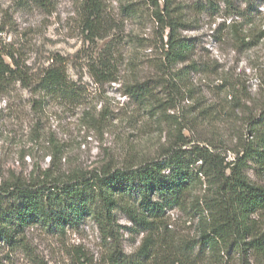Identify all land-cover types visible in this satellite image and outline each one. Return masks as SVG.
Returning <instances> with one entry per match:
<instances>
[{
  "label": "rangeland",
  "instance_id": "obj_1",
  "mask_svg": "<svg viewBox=\"0 0 264 264\" xmlns=\"http://www.w3.org/2000/svg\"><path fill=\"white\" fill-rule=\"evenodd\" d=\"M84 1L46 0L41 5L0 0V44L14 52L33 80L57 60L75 87L72 97L46 98L33 105L38 94L20 81L0 85V182L41 178L45 171L64 179L105 166L135 165L161 157L179 133L191 144L209 141L226 160L233 159L246 116L264 106V2L250 8L242 4L243 17L224 18L222 12L193 8L195 0H178L191 21L182 35L194 49L190 60L176 69L194 63L196 70L187 69L189 92L174 97V108L164 111L172 72L156 68L159 30L148 11L128 15L122 8L129 0H100L99 16L89 27ZM233 21L242 30L238 36L229 29ZM104 48L115 82L93 76ZM143 81L161 102L126 92L128 85ZM56 147L60 154L53 159ZM246 173L264 185V172L251 167ZM210 190L203 183L196 193L201 197ZM114 215L117 225L132 226L120 210ZM167 215L177 235L197 239L200 221L192 209H173ZM263 217L255 219L262 223ZM121 231L123 249L131 254L143 233ZM23 244L11 250L0 243V264H72L79 253L96 260L104 251L89 217L65 232L31 226ZM200 264H264V259L229 250L219 256L206 254Z\"/></svg>",
  "mask_w": 264,
  "mask_h": 264
},
{
  "label": "trees",
  "instance_id": "obj_2",
  "mask_svg": "<svg viewBox=\"0 0 264 264\" xmlns=\"http://www.w3.org/2000/svg\"><path fill=\"white\" fill-rule=\"evenodd\" d=\"M44 5L46 0H33ZM264 0H195L193 8L224 18L243 17L242 4L252 7ZM100 0H85L83 11L89 27L99 16ZM147 10L158 27L160 57L156 68L172 72L167 109L174 108V97L189 92L185 65L194 44L182 35L191 21L178 0H129L122 8L128 15L138 16ZM230 31L238 36L237 21ZM1 32V28H0ZM103 61L93 70L98 81H117L115 69L106 49ZM8 58V61L5 59ZM196 70V69H195ZM264 87V71L261 74ZM20 81L38 98L33 105L51 97H72L74 83L66 75L63 64L53 60L33 80L7 46L0 44V85ZM128 94L155 102L147 81L128 85ZM236 95L234 99L236 100ZM161 102V101H160ZM157 111L161 113V108ZM163 112V111H162ZM240 146L235 157L226 160L216 152L217 146L193 143L179 133L159 158L120 168L103 167L100 171L73 173L64 179L45 171L41 178L27 181L7 179L0 182V243L16 250L23 246L27 228L65 232L76 229L89 217L97 226L104 242L101 256L93 260L77 254L72 264H200L206 254L219 256L237 250L252 252L264 259V185L253 182L247 168L264 172V106L246 116ZM60 154L55 148L53 159ZM207 183L211 190L198 197L197 187ZM192 209L199 216V233L195 240L185 239L170 227L167 211ZM123 212L132 226H119L115 211ZM122 229L143 233L136 249L125 253ZM39 263L42 264L41 261Z\"/></svg>",
  "mask_w": 264,
  "mask_h": 264
}]
</instances>
